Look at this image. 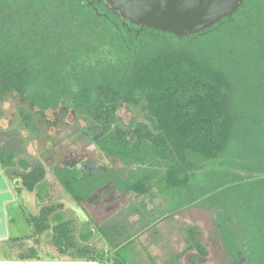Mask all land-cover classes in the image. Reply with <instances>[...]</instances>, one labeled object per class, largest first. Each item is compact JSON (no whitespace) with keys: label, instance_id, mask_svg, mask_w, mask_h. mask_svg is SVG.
I'll list each match as a JSON object with an SVG mask.
<instances>
[{"label":"trees","instance_id":"trees-1","mask_svg":"<svg viewBox=\"0 0 264 264\" xmlns=\"http://www.w3.org/2000/svg\"><path fill=\"white\" fill-rule=\"evenodd\" d=\"M12 97L22 103L15 126H0V168L20 198L47 179L45 164L27 153L28 137H47L72 112L86 124L80 136L123 168L64 162L56 179L78 205L111 184L132 202L131 225L112 235L99 227L97 238L79 232L76 218L60 217L64 204L42 206L29 222L35 237L50 233L48 256L154 264L142 236L155 244L167 217L202 207L230 264H264V0H245L232 16L185 37L133 24L106 0H0V119ZM124 107L144 121L122 126ZM156 198L177 204L162 210ZM183 232L177 260L160 262L208 256L198 226ZM39 254L35 247L27 258Z\"/></svg>","mask_w":264,"mask_h":264},{"label":"rangeland","instance_id":"rangeland-1","mask_svg":"<svg viewBox=\"0 0 264 264\" xmlns=\"http://www.w3.org/2000/svg\"><path fill=\"white\" fill-rule=\"evenodd\" d=\"M21 103L22 102H20L18 98L12 97L3 105L6 116L0 119V126L2 128L10 129L13 125L15 126L18 116L17 112L18 109H20ZM47 117V119L52 122H55L58 118L54 112H49ZM119 117L124 127H127L132 120L144 121L143 114L135 107L122 108ZM79 123L80 125L73 119L72 112H69L65 118L59 121L58 125L49 128L48 135L47 137L45 136V138L35 140L28 137L29 133L24 131L22 135L28 137L30 140L26 148L28 155L31 159L43 162L47 168L46 183L44 188H41L43 190L38 188L40 191L37 189L36 192L30 194V196H28V194H24V196H28V198H26L28 205H33L38 200V202L42 201L48 204L62 203L65 205L64 209L66 216H73L75 214L74 209L76 208V213L81 217V220H86L90 217L98 227L101 229L104 228L106 234L112 235L111 230L113 227L117 229L121 226L129 227L131 225L130 222L135 220H128V207L130 203H132L130 202L131 199L129 196H121V194L117 192L112 195V193L108 191H102L97 193V196L92 198L93 200L83 202L81 207H78L80 205L76 204L70 198L54 175L55 169L64 162L69 164L81 163L82 169H89L91 167L96 169L100 165H103V167L113 166L115 169L123 168L120 162L106 157L97 150L94 144L80 136V129L81 127H85L86 124L82 120H79ZM34 138L36 137L34 136ZM167 195H169V193ZM107 198H114L113 201H116V204L114 203V205H112L113 202L107 204ZM166 199L169 198L166 197ZM95 201L97 202L98 208L93 205ZM154 201L162 205V210H164L165 205H169L168 209H170L177 204V201H162L160 198H156ZM95 208L96 210H94ZM102 208L104 210H102ZM28 209L31 210L32 206H28ZM122 210L125 211V214L121 216ZM112 213H114V215ZM175 218L174 216L167 217L165 221L158 225L156 230L163 232L164 236L162 239L155 240V244L149 240L147 235H143L141 238V248L145 246V248L150 250L152 256L155 257L154 264H163V261L160 262V260H164V257L167 258L169 255H172V260H177V253L182 252L187 245L183 230L185 231L187 227L193 225L198 226L199 231L202 233L200 240L204 247H206L208 256L202 257L196 252L188 253L182 258V264H230L211 213H207L205 208L196 207L183 212L178 220ZM82 227L84 231L85 225L82 224ZM98 236L99 234L97 237ZM40 256L47 257V254L41 253ZM148 256L150 255L148 254ZM146 262H148V259Z\"/></svg>","mask_w":264,"mask_h":264},{"label":"water","instance_id":"water-1","mask_svg":"<svg viewBox=\"0 0 264 264\" xmlns=\"http://www.w3.org/2000/svg\"><path fill=\"white\" fill-rule=\"evenodd\" d=\"M133 24L178 37L198 34L232 16L245 0H106Z\"/></svg>","mask_w":264,"mask_h":264},{"label":"crops","instance_id":"crops-1","mask_svg":"<svg viewBox=\"0 0 264 264\" xmlns=\"http://www.w3.org/2000/svg\"><path fill=\"white\" fill-rule=\"evenodd\" d=\"M28 196L20 198L0 168V264H100L93 261L57 259L48 255L47 257L40 256L41 252L45 253L48 249L50 233L35 237L29 219L31 215H37L41 207L48 203L38 202V200L33 205H28L26 201ZM28 206H32V209L29 210ZM74 212L73 216H69L78 220V230L81 232L83 219L81 220V217L76 213V208ZM112 214L114 215V213ZM123 214H125L124 210H122L121 216ZM59 215L63 219L69 218L65 215V209L59 211ZM87 221L90 224L85 225L84 229L96 232L94 237L97 238V228L99 227L90 217ZM35 247L40 251L39 260L27 258V254Z\"/></svg>","mask_w":264,"mask_h":264},{"label":"flooded vegetation","instance_id":"flooded-vegetation-1","mask_svg":"<svg viewBox=\"0 0 264 264\" xmlns=\"http://www.w3.org/2000/svg\"><path fill=\"white\" fill-rule=\"evenodd\" d=\"M75 164H78V163H75ZM78 165H79V167L82 169V164L79 163ZM91 169H92V167L89 168L88 170H89V171H92ZM82 170H83V169H82ZM111 187H113L112 184L109 185V186H107L106 188H104L102 191H108V192L112 193V195H113V193L116 194V191H113V190H112L113 188H111ZM102 191H100V192H102ZM100 192H98V193H100ZM117 193H119V192H117ZM94 196H97V193H95V194L89 199V201L93 200L92 198H94ZM107 199H108V200H106L107 204H109V202H113L112 205H114V203L116 202V201H115V202L113 201L114 198H112V199H111V198H107ZM94 200H96V199H94ZM96 201H97V200H96ZM96 201L93 202V205L96 206V208H98V206H97V202H96ZM81 204H82V203H81ZM115 204H116V203H115ZM107 206H108V205H107ZM96 208H95L94 210H96ZM103 208H104V207H103ZM103 208H102V210H104ZM107 210H108V209H107ZM97 212H98V211H97Z\"/></svg>","mask_w":264,"mask_h":264}]
</instances>
